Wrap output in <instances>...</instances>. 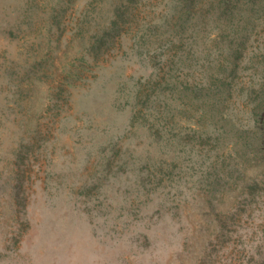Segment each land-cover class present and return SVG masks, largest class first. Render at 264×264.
Here are the masks:
<instances>
[{
	"label": "rangeland",
	"instance_id": "1",
	"mask_svg": "<svg viewBox=\"0 0 264 264\" xmlns=\"http://www.w3.org/2000/svg\"><path fill=\"white\" fill-rule=\"evenodd\" d=\"M225 1L0 0V264H264V0Z\"/></svg>",
	"mask_w": 264,
	"mask_h": 264
},
{
	"label": "trees",
	"instance_id": "2",
	"mask_svg": "<svg viewBox=\"0 0 264 264\" xmlns=\"http://www.w3.org/2000/svg\"><path fill=\"white\" fill-rule=\"evenodd\" d=\"M236 1H238V0H226L225 1V4H227V5L230 4V6L232 5L231 8H230V12H232L233 10H235L238 7V4L236 3ZM263 140H264V136H263Z\"/></svg>",
	"mask_w": 264,
	"mask_h": 264
}]
</instances>
